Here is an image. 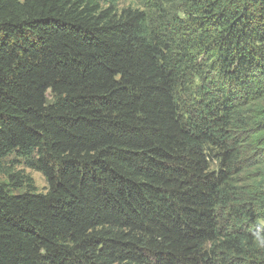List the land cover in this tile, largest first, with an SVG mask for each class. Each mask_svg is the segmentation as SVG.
Listing matches in <instances>:
<instances>
[{
  "label": "trees",
  "instance_id": "obj_1",
  "mask_svg": "<svg viewBox=\"0 0 264 264\" xmlns=\"http://www.w3.org/2000/svg\"><path fill=\"white\" fill-rule=\"evenodd\" d=\"M119 2L0 0V264H264V0Z\"/></svg>",
  "mask_w": 264,
  "mask_h": 264
},
{
  "label": "rangeland",
  "instance_id": "obj_2",
  "mask_svg": "<svg viewBox=\"0 0 264 264\" xmlns=\"http://www.w3.org/2000/svg\"><path fill=\"white\" fill-rule=\"evenodd\" d=\"M129 4L136 5L137 0H120L119 2L120 7L129 5ZM49 96H50V92H49ZM15 159L16 158L12 156L10 159H8L6 162L3 163V167L0 168V184L4 182H8L9 178H8L6 170L9 169L8 171H10L11 169L14 172H21L23 174L31 176L34 180V184L37 187V189L40 192H46L49 186L43 174L29 167L24 166L23 163ZM19 191L20 190H18L17 192Z\"/></svg>",
  "mask_w": 264,
  "mask_h": 264
}]
</instances>
